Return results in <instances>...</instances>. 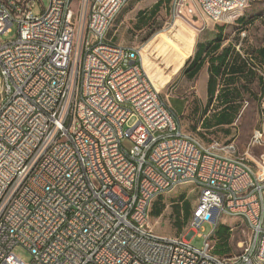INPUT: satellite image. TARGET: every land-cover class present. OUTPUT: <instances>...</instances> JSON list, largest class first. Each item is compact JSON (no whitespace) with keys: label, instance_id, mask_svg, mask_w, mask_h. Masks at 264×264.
Segmentation results:
<instances>
[{"label":"built area","instance_id":"built-area-1","mask_svg":"<svg viewBox=\"0 0 264 264\" xmlns=\"http://www.w3.org/2000/svg\"><path fill=\"white\" fill-rule=\"evenodd\" d=\"M73 1L49 0L36 15L41 0H0V35L17 27L15 39L0 41V264H264V154L182 130L145 73L142 49L107 39L131 0H79L77 14ZM247 3L172 0L170 16L193 4L220 23L231 16L225 7ZM254 69L264 87V70ZM112 74L118 88H109ZM248 148H264V131ZM185 184L201 199L191 238L156 235L154 201ZM223 216L242 223L231 229L240 252L219 257L202 232Z\"/></svg>","mask_w":264,"mask_h":264},{"label":"rangeland","instance_id":"rangeland-1","mask_svg":"<svg viewBox=\"0 0 264 264\" xmlns=\"http://www.w3.org/2000/svg\"><path fill=\"white\" fill-rule=\"evenodd\" d=\"M158 0H131L130 3L117 14L112 27L107 33V39L116 45L130 48L142 49L146 47L147 58L145 62L146 71L149 78L160 92L161 98L169 104L181 120V128L184 132L203 137V132L212 138L222 142L226 133L217 129L216 131L207 132L211 122H206L204 116L208 112L205 105H189V103L198 102V96L206 97L207 72L201 73L197 83L187 81L183 77L185 64L194 57L198 45L209 44L219 35L222 36V48L229 51V56L238 55L240 63H243V56H253V60L264 70L263 57L260 50H264V0H248L243 9L227 17L225 21L214 23L204 19L201 13L190 4L183 16L173 21L170 16V5L172 0H163V5L157 9V13L152 15L151 9ZM49 0H41L34 7L36 15L41 14L42 6L47 8ZM79 0H74L72 10L75 14L78 11ZM139 13L142 19L139 20ZM243 20V28L240 26ZM182 28L183 32H179ZM175 29V30H174ZM186 32V33H185ZM245 32L246 37L243 39L241 33ZM183 33V34H182ZM17 27L14 26L11 32L0 35V41H10L16 38ZM186 36L188 39H186ZM215 56V55H214ZM210 57V56H209ZM243 57V58H242ZM228 58V57H227ZM178 61L184 64L178 65ZM207 66L209 64L207 63ZM184 67V68H183ZM243 72L248 73V81L251 83H242L238 81L240 90L252 88L258 96L264 94L263 84L259 75L246 65ZM225 74L222 72L216 78L217 85H225ZM236 81H234L235 84ZM239 99H249L251 96L244 91V97ZM264 96L256 97L259 105H240L242 108L241 117L238 119L239 131V152L247 153L252 158H259L264 154V148L249 149V142L252 133L255 130L264 131V105L262 99ZM191 101V102H190ZM220 105H213V111L218 113ZM211 111L210 117L215 113ZM208 121V120H207ZM133 125L130 121L124 127V133ZM200 129L199 132H196ZM222 136V137H221ZM206 142V141H205ZM127 149L131 146L129 143L124 144ZM197 191L190 184H185L172 192L157 198L152 206L148 223L154 233L161 237L178 238L185 236L191 238L192 233L187 225L192 218V211L197 202ZM162 212L161 216H158ZM241 221L238 219H229L223 216L216 228L211 241L213 246L212 254L215 256H227L238 254L239 240H232V228L241 230ZM212 225H204L202 235H208L212 231ZM192 245L200 248L203 245V239L195 238ZM15 254L27 263L31 260V255L22 247H17Z\"/></svg>","mask_w":264,"mask_h":264},{"label":"crops","instance_id":"crops-1","mask_svg":"<svg viewBox=\"0 0 264 264\" xmlns=\"http://www.w3.org/2000/svg\"><path fill=\"white\" fill-rule=\"evenodd\" d=\"M179 32H183L182 28L179 29ZM186 33V32H185ZM183 34V33H182ZM186 39L187 36H186ZM114 43V42H113ZM261 51V50H260ZM193 58V57H192ZM240 57L238 55H233L229 56L226 63L227 65V70L225 74V80L224 82L226 83L225 85H216V87L213 89L211 92V95L209 96V91H208V82L210 78V69L207 64L202 68L198 76L194 80H189L187 76L185 75V66L183 67V77L190 82L195 81L197 83L201 73L207 72V86H206V97H200L198 96V102L194 101L195 103H189V105H205V109L208 107V112L204 116V120L206 122H211L210 127L208 128L207 132L211 131H216L219 129L220 131H223L226 133V136H223L222 142H226L229 140L234 139L237 142V145L239 144V137L241 135V130L239 131V125H238V119L241 117V111L242 108L240 105H259V102L256 97L264 96V94H260L258 96L257 92L252 90V88H245L244 90H240L238 84V81L240 80L242 83H251V81H248V73L241 72L242 68L240 63ZM191 61V59H190ZM264 61V58H263ZM178 65L184 64L181 61H178ZM186 65V64H185ZM235 84H232L234 83ZM244 91L247 92L251 98L244 100V98L241 100L238 97H244ZM159 92V91H158ZM160 93V92H159ZM263 105H264V98L262 99ZM191 102V101H190ZM213 105H220L218 107L217 112L213 111ZM213 111L215 113L214 116L210 117L209 114ZM208 120V121H207ZM200 129H197L196 132H199ZM203 137L200 139H203L204 141H208L207 137L204 136V134H201ZM196 136V135H194ZM197 137V136H196ZM222 137V136H221ZM199 138V137H198ZM239 149V145H238Z\"/></svg>","mask_w":264,"mask_h":264},{"label":"trees","instance_id":"trees-1","mask_svg":"<svg viewBox=\"0 0 264 264\" xmlns=\"http://www.w3.org/2000/svg\"><path fill=\"white\" fill-rule=\"evenodd\" d=\"M162 5H163V0H158L157 3L151 9V12H152L151 14L155 15L157 13V9H159ZM142 14L143 13L138 14V16H140L139 20L142 19ZM238 21L242 22L240 26L243 28L244 21L240 19ZM222 41H223L222 36L219 35L215 40L211 41L208 45L207 44L198 45V49L194 57L191 59V61L189 60L185 65V75L187 76L189 80H194L198 76L202 68L205 66V64L207 63L209 64V69L211 73L209 82H208L209 96L211 95V92L217 85L216 78L219 75H221L223 71L226 72L227 70L226 67L228 64L226 63V61L228 59L227 57H229L230 55L229 51L224 49L222 53L218 54L222 48ZM259 52L264 58V50H261ZM243 57L242 58L244 60L243 61L244 64L241 65V68H242L241 72H243V68L245 65L247 68H249V71L252 70L256 72L254 69L255 67L261 69L260 66L257 65L255 61L253 60V56L247 55ZM260 80L262 81L261 78ZM161 214L162 212H160L158 216H161Z\"/></svg>","mask_w":264,"mask_h":264},{"label":"bare ground","instance_id":"bare-ground-1","mask_svg":"<svg viewBox=\"0 0 264 264\" xmlns=\"http://www.w3.org/2000/svg\"><path fill=\"white\" fill-rule=\"evenodd\" d=\"M243 8L244 7H225V14L232 15L233 13H235V12H237V11L243 9ZM117 14L118 13H116V16H117ZM142 58H143V68L145 70V73L148 76V73H147L146 67H145V62H146V58H147L146 47L143 48ZM148 78H149V76H148ZM150 81H151V79H150ZM118 82H119V74L109 75V88H118ZM153 85H154V83H153ZM154 87H155V85H154ZM125 135L126 134L124 133V127H119V129H118V136H125ZM109 169H116V161H109ZM172 191H164L163 192V195L168 194V193H170ZM195 207H201V199H197V202H196ZM189 222H194V215H192V218L190 219ZM219 223H220V221H217V226L219 225ZM215 230H216V228H215ZM215 230L214 231H211L210 234H208V241H211V238H212ZM213 246L214 245L212 244V242H206V250H212L213 249Z\"/></svg>","mask_w":264,"mask_h":264}]
</instances>
